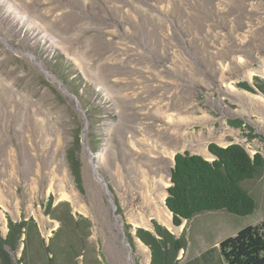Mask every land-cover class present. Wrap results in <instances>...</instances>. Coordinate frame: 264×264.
<instances>
[{
  "label": "rangeland",
  "instance_id": "1",
  "mask_svg": "<svg viewBox=\"0 0 264 264\" xmlns=\"http://www.w3.org/2000/svg\"><path fill=\"white\" fill-rule=\"evenodd\" d=\"M261 58L264 0H0V78L8 84L0 89V235L10 223L32 225L11 252L15 264H150L136 232L152 225L128 219L142 199L118 182L116 164L131 187L139 182L134 158L170 177L171 159L138 147L165 138L172 113L189 119L181 127L195 135L211 128L207 148L237 143L264 159V112L227 89L262 83L264 76L244 77ZM76 139L79 185L66 157ZM87 146L104 154L97 172L110 196ZM186 151L201 154L175 153ZM62 165L85 208L59 197ZM242 187L256 204L251 215L205 211L175 228L151 219L184 238L179 264L201 262L214 247L206 256L218 264L219 242L263 218L264 168Z\"/></svg>",
  "mask_w": 264,
  "mask_h": 264
},
{
  "label": "trees",
  "instance_id": "2",
  "mask_svg": "<svg viewBox=\"0 0 264 264\" xmlns=\"http://www.w3.org/2000/svg\"><path fill=\"white\" fill-rule=\"evenodd\" d=\"M239 87L251 90L244 82L239 83ZM257 87L264 93V83ZM232 123L235 126L241 124L236 120ZM78 147L76 139L66 155L77 185L80 184V170L75 157ZM208 149L214 156L212 161L187 151L175 156V165L170 173L172 184L167 188L165 201L177 226L205 211L224 210L237 216H248L256 208L253 197L242 187V182L252 179L264 168L262 155L255 153L250 156L237 143L225 147L210 143ZM153 226L155 233L144 229L136 232V236L150 249V264H179L177 257L185 248L184 238L173 235L155 222ZM31 228L32 225L25 222L8 225L7 234L4 237L0 235V264H15L11 252L17 249L24 233L29 235L27 231ZM213 251H216L215 247L200 256L201 262L193 264H209L206 254L212 255ZM218 252V264H264V216L257 224L247 225L220 241ZM24 256L25 253L21 260Z\"/></svg>",
  "mask_w": 264,
  "mask_h": 264
},
{
  "label": "bare ground",
  "instance_id": "3",
  "mask_svg": "<svg viewBox=\"0 0 264 264\" xmlns=\"http://www.w3.org/2000/svg\"><path fill=\"white\" fill-rule=\"evenodd\" d=\"M18 17L25 19L26 16L18 15ZM2 39L3 41H5L4 38ZM254 74L264 76V58L259 59L258 67H253L249 69L246 72L244 77L247 78L248 80H251V77ZM6 85L8 84L7 83L4 84L2 78H0V89L1 88L6 89L7 88ZM227 89H228V93L231 96H234L237 101H239L238 98H240V100L244 99L245 102L241 101L243 104L251 103L252 105H255V107L257 108L260 107L262 109V112H264V95L263 94L261 93L251 94L248 91L238 90L233 85L232 86L227 85ZM169 117H170L169 121L170 123L172 122V126L167 127V128L165 127L166 128L165 132L162 133V134L166 133L165 134L166 139L162 138L164 140L163 142H161L159 141V139L161 138L159 139L157 138V140H154V141L152 140L153 141L152 142L149 138H145L144 141L139 142L138 151H142V152L146 151V153H149L152 156H156L160 154L161 156L167 157L172 160L173 159L172 156L175 154L177 150H182L183 148L187 147L205 156H211L206 146L208 141L215 139V135L213 134V131L211 128L209 129L208 134H204L202 132V133L195 135L192 132H189L185 129V126L188 125V122H190L188 118H187L188 120L183 119L182 117H180V114L178 113L175 115H173V113L171 115L169 114ZM182 123L183 125H185L183 128L181 127ZM219 137H221V135ZM147 141L150 143H147ZM158 141L160 144H158ZM59 142L60 141L58 139L57 146H59L60 144ZM144 142H146L147 144L156 143L154 146H152L154 149L152 148L151 150H149L150 148L148 149V147L144 146V145H147V144H144ZM103 157H104V154L102 151L98 152L97 154H93L89 152V164L92 168L93 167L96 168L95 171L93 168L94 178L101 183L102 190H104L110 196V192H109V189L107 188V185L103 182V180L100 178L97 172V165L99 164L100 161L103 160ZM9 158L11 160V154H9ZM145 161L137 160L135 158L131 160V167L132 165H134L135 177L139 180V182H137L135 187H131L128 185V182H126L124 175L118 164H116L114 171H113L114 176L117 178L118 182L122 185L123 188L125 187L130 188V191L134 190L135 194H138L142 199V204L139 205L136 211L129 210L128 219L137 225L146 226V227L150 225L151 227L152 222L150 221L152 218H155L159 223L167 226L168 228H173L174 226L172 223V215L168 211V209L165 207V204H164V200L166 196L165 187L167 186V180L169 178L168 173L167 172L164 173L161 170L155 168V166H152L148 160L147 162ZM146 164L148 165L150 164V168H151L150 172L147 168H145ZM59 179L60 181L57 183L58 184L57 190H58L59 197L70 200L74 206L85 208V204L81 200L80 195L77 189L75 188L67 169L63 165L61 168ZM54 181H55L54 177L50 176V180L48 183L49 189L50 188L52 189L55 186ZM33 185L34 186L32 188L36 189L37 185L36 184H33ZM0 197H1V191H0ZM17 201L18 199L16 200V202ZM110 201L113 204L112 197L110 198ZM116 220L117 222L121 223L122 222L121 216L116 217ZM136 243H137L136 244L137 250L144 254L147 253L148 255L149 249L138 238H136Z\"/></svg>",
  "mask_w": 264,
  "mask_h": 264
},
{
  "label": "water",
  "instance_id": "4",
  "mask_svg": "<svg viewBox=\"0 0 264 264\" xmlns=\"http://www.w3.org/2000/svg\"><path fill=\"white\" fill-rule=\"evenodd\" d=\"M249 85H250V83H249ZM251 87L253 88V90L255 91V92H259V89L257 88V87H255V86H253V85H251ZM260 93V92H259ZM262 94V93H261ZM85 130V129H84ZM208 149V148H207ZM87 150H89V152L90 153H92L91 151H90V149L88 148V146H87ZM208 152H209V154L212 156V158L214 159V156L210 153V151H209V149H208ZM181 154H185V152H180ZM190 153V152H189ZM176 154L177 153H175V155L173 156V167H174V165H175V156H176ZM190 154H196V153H190ZM197 155H200V156H202L204 159H206L207 160V158L206 157H204L203 155H201V154H197ZM212 159V160H213ZM211 160V161H212ZM169 181H170V185L172 184L171 183V180H170V177H169ZM168 196V191L166 192V196H165V199H166V197ZM164 204H165V207L168 209V207H167V205H166V201L164 200ZM168 211L171 213V211L168 209ZM171 215H172V213H171ZM183 221H186V220H183ZM172 223H173V226L174 227H179L180 225H175L174 224V222H173V218H172ZM151 225H152V228H151V230L150 231H152L153 233H155V229H154V226H153V224L151 223ZM137 237V236H136ZM138 238V237H137ZM139 239V238H138ZM140 240V239H139ZM141 241V240H140ZM142 242V241H141ZM143 243V242H142ZM144 244V243H143ZM145 245V244H144ZM146 246V245H145ZM147 248H148V246H146ZM149 249V248H148ZM149 253H150V258H151V252H150V249H149Z\"/></svg>",
  "mask_w": 264,
  "mask_h": 264
},
{
  "label": "flooded vegetation",
  "instance_id": "5",
  "mask_svg": "<svg viewBox=\"0 0 264 264\" xmlns=\"http://www.w3.org/2000/svg\"><path fill=\"white\" fill-rule=\"evenodd\" d=\"M242 83V82H241ZM244 83H246V82H244ZM249 83H250V81H248L246 84L249 86V88H251V90H249V89H245V88H243V87H240V88H242V89H244L245 91H248L249 93H251V94H255V91L253 90V88L251 87V85H253V86H255V87H257V83H255V84H252V83H250V85H249ZM264 83V81L262 82V83H259V84H263ZM258 88V87H257ZM259 89V88H258ZM260 91V90H259ZM261 92V91H260ZM262 93V92H261Z\"/></svg>",
  "mask_w": 264,
  "mask_h": 264
}]
</instances>
